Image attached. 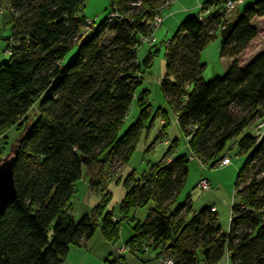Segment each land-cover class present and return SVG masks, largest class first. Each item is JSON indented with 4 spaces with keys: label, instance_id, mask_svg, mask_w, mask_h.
I'll use <instances>...</instances> for the list:
<instances>
[{
    "label": "trees",
    "instance_id": "obj_1",
    "mask_svg": "<svg viewBox=\"0 0 264 264\" xmlns=\"http://www.w3.org/2000/svg\"><path fill=\"white\" fill-rule=\"evenodd\" d=\"M170 1L110 0L119 18H106L85 37L83 29L89 25L80 16L84 0L0 3L2 15L8 13L12 21L9 60L0 64V140L7 139L9 130L18 131L0 157L13 155L16 191L0 215V264H64L70 247L89 240L97 229L92 216L76 222L70 211L83 170L89 190L99 194L107 176L116 177L130 162L156 120L163 127L154 142L168 140V113L149 104L147 91L137 100V120L119 133L142 83L138 39L148 36L158 8ZM225 5L226 0L203 3L201 12L213 9V14L185 19L165 43L161 90L187 152H180L178 139L169 141L147 174L132 183L131 174L125 181L122 217L114 222L112 213L102 216V234L112 241L118 239L124 218L148 208L144 220L134 222L126 243L134 257L152 254L158 262L164 254L174 264H264V124L262 132L253 127L264 122V51L246 66L237 64L259 35L256 21L264 18V0L245 7L235 22L226 18L233 7ZM106 35L112 39L106 41ZM217 35L219 54L231 63L224 75L204 82L200 53ZM80 38L84 40L75 55L63 64ZM151 59L149 53L146 66ZM33 107L36 117L29 118ZM247 129L252 134L242 136ZM239 136V150L247 158L234 183L230 224L223 233L216 209L211 212L214 206L190 220V202L174 206L189 161L214 167L225 158L221 152L228 142ZM108 200L103 194L96 214L101 215Z\"/></svg>",
    "mask_w": 264,
    "mask_h": 264
},
{
    "label": "rangeland",
    "instance_id": "obj_2",
    "mask_svg": "<svg viewBox=\"0 0 264 264\" xmlns=\"http://www.w3.org/2000/svg\"><path fill=\"white\" fill-rule=\"evenodd\" d=\"M211 0H175L174 4L170 6L167 5L164 9L165 12L162 13V25L154 32V44H140L137 52V65L139 66L140 77L142 83L136 89L135 97L133 100V105L129 109V115L123 123V127L119 133L122 135L127 129L130 128L131 124L135 123L139 116V107L137 100L142 92L147 91L148 97L147 101L150 105L156 108H164L168 113L169 121V131L173 139L177 138L180 142L181 153H186L185 138L183 134L180 133L178 128V123L176 122L175 114H173L167 107L166 101L161 90L162 78L165 74V43L170 41L171 38L176 34L175 32L181 25L182 21L192 16L208 17L213 14L212 9L210 14L206 15L201 12V7L203 3L209 2ZM256 0L248 2L245 6L242 5L238 8L235 6L231 11V16L229 20L232 22L237 21V18L242 14V11L248 5H251ZM170 6V7H169ZM111 12L110 0H84L83 7L80 12V16L88 22V27H85L83 37L88 34V31H94L97 27L108 17ZM229 14V13H228ZM227 14V15H228ZM264 21L256 23L259 30V35L254 39L250 46L241 54L237 60V64L240 66H246L248 63L254 59L261 51H264ZM12 21L8 13H4L0 16V64L9 60V55L6 53L7 39L11 37ZM106 41L112 39V36L106 35ZM84 38L78 39L66 57L63 60V64H67L72 57L75 55L78 46L83 42ZM221 38L217 35L215 40H212L205 46V48L200 53V63L205 66L202 73V78L204 82H209L217 76L224 75L228 67L230 66L231 60L229 58H221L219 54V49L221 46ZM151 54V62L149 66H146L145 62ZM29 118L36 117V111L33 107L28 115ZM158 126L160 123L157 122ZM264 122H257L255 124V131L262 132ZM158 129V128H156ZM155 129V130H156ZM157 132V131H156ZM18 131L9 130L5 136L7 139H1L0 143V157H4L7 150V143L12 142L16 138ZM252 134L251 130H244L242 136L245 134ZM242 136L236 137L228 142V145L223 149L221 155L228 157L231 164L226 167H219L215 165L214 167H209L208 165H202L199 161H189L188 164V174L180 188V192L175 200L176 204L174 209L180 205H184L190 202L191 214H189L188 220L190 218L201 212L203 209H209L212 206L216 209L217 223L221 231L224 233L229 227L230 218V207L234 202V183L236 181L237 175L240 169L243 167V163L247 158V154L241 153L239 150V140ZM151 142L148 144L150 145ZM163 146L161 143L154 142L151 149H148L147 153L143 150H136L131 156L130 162L125 165L115 176H107L104 182V191L99 192V194L92 193L89 190L88 182L89 177L85 169L82 172L81 178L76 181L74 185V193L69 202L70 211L74 217V220L79 221L84 215L92 216L97 229L90 241L91 256L87 259L84 264H110L112 260L118 261L119 259L124 262L127 260L131 261V255L129 253H124V255H117V248L123 247L129 242L133 235V225L134 222H142L146 216L148 208L133 210L127 218H124L121 224H119L118 239L109 241V246L105 242V237L102 234L101 220L102 216L106 212L112 213L115 217L121 218L120 209L121 203L126 195L125 193V181L130 178L132 174V180L134 182L140 180L145 173H148L149 164L157 161L155 158V150H162ZM207 180L211 191L204 192L198 189V183L200 180ZM107 193L109 195V200L107 201L105 207L102 208L101 215L95 213L96 207L100 204L103 194ZM73 250L74 247H71ZM75 253H71L70 264H77V257ZM102 257V258H101ZM122 258V259H121ZM106 259V260H103ZM108 261L110 262H107ZM106 261V262H105ZM114 261V262H115ZM133 261V260H132ZM148 262V261H147ZM125 263V262H124ZM80 264V262H79ZM130 264V263H129ZM139 264V263H138ZM151 264V263H149ZM220 264H226L224 262Z\"/></svg>",
    "mask_w": 264,
    "mask_h": 264
},
{
    "label": "crops",
    "instance_id": "obj_3",
    "mask_svg": "<svg viewBox=\"0 0 264 264\" xmlns=\"http://www.w3.org/2000/svg\"><path fill=\"white\" fill-rule=\"evenodd\" d=\"M252 2V1H254V0H237L235 3H234V6H233V8L236 6L237 8L240 6H242V5H246L248 2ZM174 4V3H173ZM171 6V5H170ZM169 6V7H170ZM233 8H232V10H233ZM232 10H230V11H228L227 12V14H226V18L229 20V17L231 16V11ZM163 12H165V11H163ZM163 21V20H162ZM264 21V18H260V20H257L256 21V23H260V22H263ZM163 24V23H162ZM264 24V23H263ZM157 122H159L160 123V126H158V124H157ZM155 124V128L153 129V131H152V133H150L148 136H144V137H142V139H141V141H140V143L137 145V149L136 150H143V152L144 153H147L148 151V148H149V146H151V145H153V143H154V141H155V139H156V131H158L161 127H163V122H161L160 120H156V122L154 123ZM156 128H158V129H156ZM156 129V130H155ZM168 131H169V126H168V128H167V130H166V135L168 136V140H164V141H161V140H158V143H161L162 144V146H163V149L160 151V150H155V153L157 152V154L155 155V158L157 159V161H159L160 159H161V157H162V155L164 154V152L166 151V149L168 148V144H169V141H173V140H175V139H177V138H175V139H173L172 137H171V135L168 133ZM151 142V144L150 145H148L149 143ZM157 161H155V162H153V164H149V166H148V169L147 170H149L150 169V167L151 166H153L155 163H157ZM145 174H147V173H145ZM115 217V216H114ZM117 218V217H116ZM94 236V235H93ZM93 236L89 239V240H84V241H81V243H80V245L79 246H77V247H74V249L72 250L71 249V247H70V249H69V252H68V254H67V256H66V258H65V261H64V264H70V258H69V256H70V254L73 252V253H75V255H78L77 257V261H78V263L77 264H79V262H80V264H84L86 261H87V259L88 258H90V256H91V250H89L90 249V241L92 240V238H93ZM106 239V238H105ZM105 242L107 243V245L109 246V241L106 239L105 240ZM120 248H121V246L119 247V248H117V255L119 256V255H124L122 252H120ZM131 258V261L130 262H128L127 260H124V262H125V264H149V263H151V264H157V261H156V259L154 258V255H152V254H149V255H139V256H130ZM102 258V257H101ZM122 259V258H121ZM103 260H106V259H103ZM133 260V261H132ZM114 261L115 260H112V262L110 263V264H114ZM148 261V262H147ZM106 262V261H105ZM107 262H110V261H108V259H107ZM94 264V263H93Z\"/></svg>",
    "mask_w": 264,
    "mask_h": 264
},
{
    "label": "built area",
    "instance_id": "obj_4",
    "mask_svg": "<svg viewBox=\"0 0 264 264\" xmlns=\"http://www.w3.org/2000/svg\"><path fill=\"white\" fill-rule=\"evenodd\" d=\"M174 1H175V0H171V1L169 2V4L172 5V4L174 3ZM1 2H2V0H0V3H1ZM234 2H235V0H226L225 9L230 10V9L234 6ZM169 4H167V5H169ZM167 5H166V6H167ZM166 6H164V7H159V8H158V10H157L158 14L153 18V21H152V23H153V24H152V25H153L152 31L148 34V36H141V37L138 39V41H139V45H140V44H147V45H152V44H154V32H155L157 29H159V27L162 25V20H163V19H162V15H161V14L163 13V11H164V9L166 8ZM2 13H3V7L0 5V16L2 15ZM205 14H206V15L208 14V10L206 11ZM117 18H119V14H117L116 11H111V12L109 13L108 17H107V21H108V22H111V21H114V19H117ZM200 18H203V15H201ZM9 44H10V46H11V45L13 44V42L10 41ZM6 53H7L8 55L10 54V49H9V48L6 50ZM230 164H231L230 159H229L228 157H225V158H223V159H222L217 165H218L219 167H221V166L226 167V166H228V165H230ZM197 187H198L199 190H202V191H204V192H209V191H211V189H210V185H209L208 181H207V180H204V179H202V180L199 181ZM214 211H215V208L213 207V208L211 209V212H214ZM117 220H118V218H113V221H114V222L117 221ZM129 251H130V247H129L127 244L123 245V247L120 248V252H122L123 254H124V253H129ZM117 264H123V263H122V261H118ZM157 264H174V261H173V259H171L170 257L168 258V257H166V256L163 254L162 257L159 258Z\"/></svg>",
    "mask_w": 264,
    "mask_h": 264
},
{
    "label": "water",
    "instance_id": "obj_5",
    "mask_svg": "<svg viewBox=\"0 0 264 264\" xmlns=\"http://www.w3.org/2000/svg\"><path fill=\"white\" fill-rule=\"evenodd\" d=\"M13 168L14 158L12 154L0 159V215L5 207L16 198Z\"/></svg>",
    "mask_w": 264,
    "mask_h": 264
}]
</instances>
